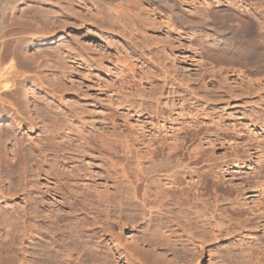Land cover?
Instances as JSON below:
<instances>
[{
    "label": "rangeland",
    "instance_id": "374dc122",
    "mask_svg": "<svg viewBox=\"0 0 264 264\" xmlns=\"http://www.w3.org/2000/svg\"><path fill=\"white\" fill-rule=\"evenodd\" d=\"M234 1L239 0H173L189 16L209 23L193 30L182 15H173L151 0H0V46L7 43L10 51L19 50L16 62L30 69L27 87H37L27 115L34 113L38 125H27L22 134L9 119H0V150L8 160L23 139L29 148L28 158L10 160L16 168L11 174L14 185L22 176L29 188L30 179L40 186L29 196L5 194L8 202L16 198L24 207L25 230L33 229L23 244L17 241L26 264H59L56 259L75 243L71 227L80 221V226L87 222L86 229L92 228V216L105 207L97 198L100 192L110 195V211L112 206V212L119 209L115 186L124 177L114 173L112 161L117 168L127 163L135 171L139 156L162 142L185 148L161 155L155 164L162 162L160 158L173 162L177 158L186 164L199 157L185 170L213 171V185L199 196L203 200L195 207L202 209L205 202L213 211V236L207 235L206 242L197 239V252L192 253L179 216L183 213L177 214L182 225L168 224L171 230L178 229L177 236L169 233L166 220L179 211L178 205L167 204L162 216L155 210L151 221L149 214L142 220L141 211L131 207L124 209L112 227L113 235L102 243L108 246L97 248L96 238L83 235L89 240L84 242L88 252L83 263L104 264L108 250L114 257L105 264H142L143 254L150 258L149 264L155 257L163 264H196L197 258L200 264H264V63L251 62L243 49L221 43L207 27L225 23L224 14L231 12L235 15L229 23L248 24L250 15H241ZM243 6L254 13L264 33V0H245ZM259 40L262 46L264 37ZM51 134L55 135L53 149L39 148L46 139L52 142L47 138ZM147 158H141L142 166H152L153 159ZM24 164L29 168L26 172ZM19 166L25 174H20ZM164 173L160 172L163 177ZM190 179L187 176L185 183ZM235 198L242 202V212L234 208L239 201ZM0 203V239L5 240L10 229L7 212H13L15 202ZM55 214L60 220H53ZM157 228L171 241L162 234L155 236ZM11 248L1 250L0 257L12 254ZM72 252L73 264L82 263L81 254Z\"/></svg>",
    "mask_w": 264,
    "mask_h": 264
},
{
    "label": "bare ground",
    "instance_id": "6f19581e",
    "mask_svg": "<svg viewBox=\"0 0 264 264\" xmlns=\"http://www.w3.org/2000/svg\"><path fill=\"white\" fill-rule=\"evenodd\" d=\"M151 1L157 2L159 5H162L166 8H168L173 15H176L178 17H179V15H182L183 19L186 21L185 23L188 24L190 26V28L193 30L197 29V25H200V24L209 25V23H207L202 18L189 16V14L183 9V7L179 6V5H175L173 0H157V1L151 0ZM239 1L241 2V4H238ZM239 1H234L232 3V5L234 8L240 9L241 15H250L249 16L250 22L248 24L242 23V25L240 27H237V26H234L231 23H229V19H233L232 15H235V12H231V13H225L224 14V15H227L225 23H214L213 27H211V26H207V27H210V29H213L214 34L217 35V37H219L220 41H222L221 43H223L225 45L234 44V45H237L240 49H243V51H245V53L248 54L251 62H254V63L255 62L261 63L262 62V63H264V44H262V46H261L260 40H259L260 37H264V33L259 29L260 25L257 24V21L253 17L254 13L249 8H245L243 6V3L245 2V0H239ZM224 31L226 32V34L223 33ZM4 36H6L5 33H3V37ZM251 44H253L255 46H253V47L248 46ZM20 55H21V53L16 48L13 49L12 51H10L9 48L7 49V43L6 44L4 43L3 45L0 46V119H2V120L5 118L9 119L10 124H12L14 127L18 128L19 132H22V134H24L23 129L25 127H27V125H33V127H34L35 125H38L39 123L35 121L36 117L32 116L34 113L32 115H27V112L29 113L30 111H32L33 105L31 104V98H32V100L35 99L37 87L32 85V84L29 87H27V84L30 80H29V76L26 73L30 69L25 68L23 65H20L16 62V59ZM39 67H41V64L38 65V68ZM31 69H32V67H31ZM44 72H46V70L43 71V73ZM48 76H50V73ZM38 88H39V86H38ZM46 89L47 88H45V90ZM9 109L12 110V113H10L11 111ZM51 132H53L52 129H51ZM54 136L55 135H53V134H51L50 137L47 136V138L51 139L52 142H49V140L46 139V142H44V145L43 146L40 145L39 148L44 147V146H46V147L50 146L53 149V147L55 146V140L53 142V138H55ZM21 138L18 139V141H20ZM29 139H31V137H29ZM22 141H24V139ZM22 141L18 142L17 150L16 151L13 150L15 156L10 157L9 158L10 160L13 158H16V156L17 157L23 156V158H25V159L28 158L25 156H27V151H29V148H27L26 144ZM33 141H35V140H33ZM30 145H32V144H30ZM0 146H1V144H0ZM104 146H106V145H104ZM46 147H44V149ZM48 148H46V149H48ZM183 148H185V146L183 147V145L180 143L179 144L177 143L176 145H174V144L168 145V144H165L163 142L160 143L159 145H156L152 148H149V150H147V152H146V154H144V156H139V158L137 159V161H136L137 162V170H135V171H131V168L129 166L127 167V165H126L127 163L125 164V166L122 165L123 167L121 166V168H119V167L117 168L118 165L116 166V163H113V161H112V163H111L112 167L111 168H114V173L117 175L120 173L121 176L124 177V179L116 178L117 180L119 179L118 180L119 183L116 184V186H115V188L117 189L116 193H118V198L116 200V204L119 205V209H116V208H118V206H117L113 210V212L114 213L118 212V215L117 214L114 215V216H116V218L112 219V217H113L112 216L113 206L111 208V211L109 209V206L113 205L111 203L112 202L111 197H110V195H107V197H106L104 192L103 193L100 192V194L97 195L98 196L97 198H100V200H102L101 202L104 203L105 207H103V209H102V207H100L101 210L98 211V215L92 216L93 220H91V221H93L92 224H94V226L92 228L86 229L85 223H87V222H83V226H80L81 224H79V223H81V222L79 221L77 226L71 227V234L76 236V239L74 240L75 243L72 242L74 244L72 247L67 245L68 247L64 250V252H65L64 254L60 253L63 256V258H59L57 256L59 254V252L57 251L58 254H56V256L58 257V259H56L57 257H53V259L55 258L56 260H59V261L57 262V261H55V259H54V261L57 263L60 262L59 264H64L66 262H68L66 264H73L74 259L71 257L73 256L72 251L74 250L77 253L81 254L80 260L82 263H78V264H84L82 261L83 255L88 252V251H86L87 244H84V242H89V240L86 239L87 237L84 238L83 235H88L89 237H92L93 239L96 238L95 245L97 248L98 247L100 248L104 241L106 243L107 236H109L110 233H113L112 227L115 228L114 227L115 222H116V224L118 223L117 220L124 213V209L127 210L131 207H134L137 212L141 211V219L142 220H146V217H147L146 215L149 214L150 218H148V220L151 221L152 220L151 216L153 215L154 211L156 210L157 213H159L162 216L163 210H165L164 207L165 206L167 207L168 206L167 204H169L170 202H173L172 204L178 205L179 211L176 210L177 213H174V215L172 213V215H173V216L171 215L172 218H170V216L167 217V220H166L167 225L170 223L172 225H175V226L177 225L179 227L180 225H182V221H183V223H184L183 226L184 225L186 226V227H184L185 230H183V231L185 232V235L187 236V241L190 242L193 246V247H191L192 253L197 252V250H196V249H198V247L196 245L197 239L198 240L201 239L202 242L205 240L207 241V239H205V237L207 235L211 236V234L213 236V234H214V232H213L214 214H213V211L211 210V208L209 210V207L207 205V207H208V209H207V207L204 206L205 202L203 203L204 207L202 206V209L195 208V207H199V205H200V204H198L197 201H200L202 198L201 197L199 198V196L201 194H203V192L206 189H208L210 186L213 185V171L211 169H208V170H205L202 172H198V171H195V169H197L196 167H191L188 171L185 170L186 168H188L190 166L191 163L197 164L200 160L199 157L194 158L193 160L189 161L186 164H184V162L181 161L180 159H179L180 160L179 161L177 158H175L176 162H173L174 160L173 161L172 160L167 161L169 158L168 159L166 158L167 160L166 159L160 160L161 159L160 158L159 161L160 162L162 161V162L160 163L158 161V163H160V164H157V163L155 164V162H157L155 159H157L161 155H164L165 153H167L168 155H174V154L181 152L183 150ZM49 149H48V151H49ZM166 149H168V152H165ZM59 151H60V149H59ZM59 151H57V152H59ZM142 157H144V158L150 157V159H153V161L151 160V162L153 163V164L151 163L152 166H150V165H148L149 167L148 166H146V167L142 166V161H141ZM110 159H112V158H110ZM10 160H8L7 155L5 153H3V151L0 150V201L3 200L4 205H9V203H10V202H8V199H7L8 197H5L6 193L8 194V196L11 195L12 197L13 196L19 197L21 192H24L25 194L27 193V195H28V194H30V192L32 190L36 189L37 187H40V186L36 185L35 180L30 179V188H29V185L27 186V183H29V181L26 182L27 179L25 178L26 179L25 180L24 177L22 178V176L18 179L19 180L18 185H14L13 180L11 178V174L15 173L16 168H14L15 167L13 165L14 162L10 163ZM22 160L24 161V159H22ZM4 163H6V167H4L5 166ZM25 164L28 165L27 163H25ZM120 164H122V163H120ZM20 165H22V164H20ZM26 165L24 166L25 172L29 169V168H27ZM180 166H182L184 168V170H181L179 168ZM37 167L41 171H44V170H42L44 168L41 169V167H42L41 165L37 166ZM22 168L23 167L21 166L20 169L18 168L17 170L20 172V170ZM40 170H38V171H40ZM163 171H165V173H164L166 175L165 177H163L164 176L162 174ZM168 171H170V172H168ZM21 172H20V174H21ZM23 172H22V174H23ZM25 172H24V174H25ZM154 172L157 175L162 174L163 176L162 175L161 176L156 175L157 176L156 177L155 174H152ZM160 172H161V174H160ZM118 176L121 177L120 175H118ZM187 176H189L191 179L185 183ZM195 176L198 177L197 180H194ZM7 182H8V184H6ZM123 185H125L126 187L124 186L125 188H123ZM196 189H197V192H196ZM201 189H202V192L200 191ZM81 193H83V191ZM7 194H6V196H7ZM64 194H66V193H64ZM77 194H79V193H77ZM115 196L117 197V195H115ZM94 197H95V195H94ZM236 197H238V196H236ZM83 198H85V197H83ZM105 198H107V199H105ZM235 199H237V198H235ZM237 200H239V201H237L238 204H237V206H234V208L237 211L242 212V209L240 208L242 206V202L240 203V199H237ZM16 201H17V199L14 198L13 202H11V203L13 205V203L15 202L14 203L15 205L12 206L10 203V206H12L13 212L15 211V212H17V214H15L13 212H12L13 214L10 212H7L12 216L10 217V215H9L8 218H6L7 219L6 221L9 224L8 226H10V229L7 230V234L4 236V238L5 237H9V238H5V240L0 239V251L1 250L6 251V249H8V248L10 249L11 247H12L11 249L14 251L12 254L10 252L11 255L10 254L9 255L3 254L1 257H3V256L4 257L3 258L0 257V264H26V262H27L25 260V258H23V257L21 258V256H20V255H22L20 252L23 250L20 251V249H19L20 245L19 244H18L19 246L17 245V243H18L17 241H20L23 244V241L26 239V237H28L29 235H32L31 233H32L33 229L31 228L29 230V231H31V233L29 231L25 230V225H24V221H23L25 211H24V214L21 213V210L22 209L24 210V207H21L22 205L20 206L18 201L16 204ZM41 202L43 203L44 201L41 200L40 202H37V203L42 204ZM200 202H202V201H200ZM37 203H36V208H35L36 210L39 206V204H37ZM0 205H1V203H0ZM183 205L185 207L187 206V208L183 209L182 208ZM172 206H175V205H172ZM94 207H96V206H94ZM114 207H115V205H114ZM191 207H193L194 209H197V210H193V212H191L193 209V208L189 209ZM174 208H176V207H174ZM168 210L171 212L174 211V209H172V207H170V209L168 208ZM226 210H228V209H226ZM101 211H103V213ZM178 213L179 214L183 213V214L179 215ZM192 213H195V214L193 215ZM164 214H165V212H164ZM177 214L183 218L182 221L178 220L179 216ZM190 214H192V216H195V217H191ZM129 216H130V214H129ZM153 217H155V216L153 215ZM53 218H54L53 220L56 219V221L60 220V217L57 215ZM136 218L137 217H135L134 219H136ZM179 219H181V218H179ZM75 220H76V218H75ZM35 221H37V220L35 219ZM89 222H90V220H89ZM149 224H150V222H149ZM35 225H36V222H35ZM172 225H170V226H172ZM168 228H170L169 225H168ZM171 228H173V226ZM171 228L169 229L170 230L169 233L171 232L170 235L174 236V237L177 236L176 231L178 229L177 230H173V229L171 230ZM111 229H112V232H110ZM214 229H215V227H214ZM159 231L160 230L157 228V232L154 233L155 236H157V235L160 236L161 234L162 235L164 234V233H159ZM43 232H44L43 230L40 231V229H39V233L41 235H44ZM221 232H222V230L220 231V233ZM110 235H113V234H110ZM31 237H29V238H31ZM70 237H72V236H70ZM98 237L100 239H98ZM112 237L114 238L115 236H112ZM151 237H153V236H151ZM161 237L164 238L165 240L168 239L167 242L171 241L170 240L171 238L169 239V237L167 238L165 235H163ZM214 237H215V235H214ZM217 237H218V235H217ZM164 239H162V240H164ZM112 240L115 241V239H112ZM152 240L154 241L153 238H152ZM150 242H151V239H150ZM14 245H15V248H13ZM103 245H102L103 247L108 246L106 244H103ZM113 248L114 247H110V245L108 247V249L111 251L113 250ZM119 249H120V247L118 248L117 251H119ZM144 253H146V252H144ZM113 257L112 258L110 257V251L105 250V254L103 255V259H104L105 263H107L108 261L111 262L110 259H113ZM136 257H138V256H136ZM141 257H143L142 260H140V262L142 264H149L150 258L148 257V255L143 254V255H141ZM150 264H163V263H159V258L155 257V258L151 259ZM196 264H200V258H197Z\"/></svg>",
    "mask_w": 264,
    "mask_h": 264
}]
</instances>
